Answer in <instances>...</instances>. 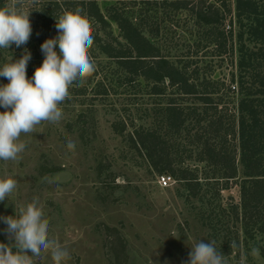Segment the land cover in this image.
<instances>
[{"label": "rangeland", "instance_id": "374dc122", "mask_svg": "<svg viewBox=\"0 0 264 264\" xmlns=\"http://www.w3.org/2000/svg\"><path fill=\"white\" fill-rule=\"evenodd\" d=\"M117 1L95 0L101 12ZM223 1L230 8L229 15H223V29L227 35L231 19L233 34L227 36L224 51L216 52L219 48L213 44L200 45L204 32L188 15H176L171 20L175 26L165 23L164 30L175 29L178 40L170 49L164 42L162 49L179 65L184 60L190 68L196 65L201 71L199 79L205 75L215 81L218 93L211 95H228L221 101H229L225 107L230 112L237 104L235 20L233 0ZM111 29L117 33L112 22ZM33 47L30 43L26 50L30 53ZM23 53L11 46L0 49V64ZM33 62L30 58L26 64V78L31 77ZM7 82L0 77V83ZM91 83L82 85L84 95L73 98L68 93L59 102L62 116L58 121L41 122L30 133L21 134L26 146L15 160L0 161V177L16 181L13 192L0 201V215H12L35 201L49 225L48 238L68 252L63 264H183L188 247L199 239L214 241L225 264H264V244L255 242L260 235L248 238L231 213L232 205L239 202L237 180L211 178L219 176L212 174L216 170L213 163L198 160L205 148L194 142L193 134L200 124H189L193 120L188 119L174 133L167 122L165 107L170 99L181 108L194 104L199 110L208 104L191 94L180 96L174 87L165 86L164 94L147 93L143 81L139 86L121 83L116 94L92 97ZM78 113L84 114V122L75 125ZM185 127L191 128L190 133ZM135 129L148 152L152 151L150 158L134 137ZM153 131L156 139L147 136ZM234 137L231 147L236 145V133ZM69 141L72 149L66 146ZM162 142L165 147L159 155ZM236 151L235 161L237 147ZM160 164L166 168L161 172ZM161 174L171 179L166 187L156 182ZM4 228L0 223V243L8 247L13 241ZM28 258L30 264H53L50 250L39 258L30 254Z\"/></svg>", "mask_w": 264, "mask_h": 264}, {"label": "trees", "instance_id": "16d2710c", "mask_svg": "<svg viewBox=\"0 0 264 264\" xmlns=\"http://www.w3.org/2000/svg\"><path fill=\"white\" fill-rule=\"evenodd\" d=\"M8 2L0 0V6ZM17 3L25 11H30L31 33L24 45L10 46L18 51L34 44L30 50V58L34 60L31 75L34 66L38 67L43 59L40 44L57 35L55 18L67 11L87 19L93 38L88 55L94 71L80 82L69 85L71 97L84 95L86 89L83 87L99 76L91 83L92 97L116 94L121 83L139 86L143 81L147 93L164 94L165 86L174 87L180 96L191 94L201 103L208 104V108L199 110L194 104L181 108L179 103L170 99L165 107L169 112L167 122L174 133L184 128L188 119L193 120L189 124H200L193 134L194 142L202 143L205 148L201 149L198 160L213 163L216 170L212 174L219 176L211 178L237 180L239 202L232 205L231 213L242 223L248 238L253 239L259 234L255 242L264 244V0H233L237 104L230 112H226L225 107L229 101H221L228 95H211L218 93L215 81L205 75L199 79L201 71L196 65L190 68L191 64L186 60L179 65L170 60L168 51L162 49L164 42L170 49L178 40L175 29L172 28L171 32L164 30L165 23L175 26L171 20L176 15H188L204 32L203 43L199 44H213V48H219L216 52L224 51L227 36L231 38L233 34L231 19L227 35L223 29V15H229L230 9L223 0H118L106 6L104 12L99 10L95 0H17ZM111 22L117 28L116 34L112 32ZM196 86L201 90L198 91ZM83 116L78 113L75 125L78 121L84 122ZM185 129L186 132L191 130ZM134 131V137L137 136L141 144L135 142L136 146L147 149L139 131ZM154 132L147 133V136L156 139ZM235 133L236 145L231 147ZM159 144L160 155L165 143ZM151 154L152 151L147 149L145 155L150 158ZM165 169V165L160 164L159 171ZM261 248L264 249V245Z\"/></svg>", "mask_w": 264, "mask_h": 264}, {"label": "clouds", "instance_id": "9594fccd", "mask_svg": "<svg viewBox=\"0 0 264 264\" xmlns=\"http://www.w3.org/2000/svg\"><path fill=\"white\" fill-rule=\"evenodd\" d=\"M30 11L19 6L17 0H9L0 6V49L10 44L22 46L31 33ZM57 35L46 38L40 44L43 54L41 64L26 78V64L30 53H24L13 60L0 64V77L7 83H0V161L15 160L25 150L22 133H30L41 122L54 123L62 116L59 102L68 95L69 85L80 82L94 71L88 49L93 43L86 18L75 12H63L55 18ZM54 46L56 48L54 49ZM68 149L74 147L71 141ZM16 187L10 176L0 177V201ZM2 231L13 243H0V264H30L29 254L39 258L50 250L53 264H63L68 257L66 249L48 238L49 225L37 203L33 201L14 210L12 215H0ZM214 241L201 239L194 242L183 264H225L221 251ZM15 251H12V248Z\"/></svg>", "mask_w": 264, "mask_h": 264}, {"label": "built area", "instance_id": "2783aa9c", "mask_svg": "<svg viewBox=\"0 0 264 264\" xmlns=\"http://www.w3.org/2000/svg\"><path fill=\"white\" fill-rule=\"evenodd\" d=\"M169 175L161 174L157 177L156 182L160 187H166L170 184Z\"/></svg>", "mask_w": 264, "mask_h": 264}]
</instances>
